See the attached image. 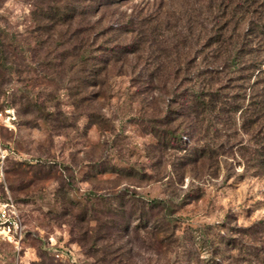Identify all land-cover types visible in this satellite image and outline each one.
<instances>
[{"label": "rangeland", "instance_id": "rangeland-1", "mask_svg": "<svg viewBox=\"0 0 264 264\" xmlns=\"http://www.w3.org/2000/svg\"><path fill=\"white\" fill-rule=\"evenodd\" d=\"M235 48L254 51L238 66L261 58L264 0H0L15 117L0 138L25 230L0 264H264V125L175 110L190 88L236 93ZM151 199L170 210L141 212Z\"/></svg>", "mask_w": 264, "mask_h": 264}, {"label": "trees", "instance_id": "trees-1", "mask_svg": "<svg viewBox=\"0 0 264 264\" xmlns=\"http://www.w3.org/2000/svg\"><path fill=\"white\" fill-rule=\"evenodd\" d=\"M260 51V59L255 58L254 62L248 60V62L240 66H238L239 58L242 57L243 54H252L254 52L253 49L235 48L232 51L230 58L231 63L227 62L226 65L228 66V73L234 74L232 81L234 85L236 84V93H232L226 97L225 94L218 92L220 91L219 88H215L214 90L198 89L196 91L190 88L189 91H185L183 95L179 96L178 101L180 104L175 108L176 114L180 115V112L182 109H185L184 107H186V105L190 108V113H192L193 116L201 114L204 110L215 111V115H218V113L223 115L224 113L223 116L217 119L215 118V125H213V129L215 130L217 126L220 127V125L223 124L225 116L233 118V115L238 113V124L236 125H238L244 133H246L247 130L248 133L251 131L255 134L257 131L262 130L260 126L264 125V50L262 51V49H260ZM205 85L210 87L207 83ZM173 102H176V100ZM195 109L201 111L198 112ZM185 110L187 111V109ZM184 114L185 112L182 113V115ZM167 134L174 143L172 148L180 150V135L176 131L174 133L167 132ZM138 202L141 205V212L144 208L168 209L169 207L164 201L155 199L147 201L140 200ZM140 216L142 217V214Z\"/></svg>", "mask_w": 264, "mask_h": 264}, {"label": "built area", "instance_id": "built-area-1", "mask_svg": "<svg viewBox=\"0 0 264 264\" xmlns=\"http://www.w3.org/2000/svg\"><path fill=\"white\" fill-rule=\"evenodd\" d=\"M15 119L13 110L4 108L0 110V122L4 128H9ZM12 147L5 144L0 138V243L11 246L16 258L19 256L21 242L24 237V226L21 221L20 211L7 189L5 180V165L8 159L13 158ZM47 245L52 250L53 255L58 257L66 256V251L58 250L51 237L47 239Z\"/></svg>", "mask_w": 264, "mask_h": 264}]
</instances>
